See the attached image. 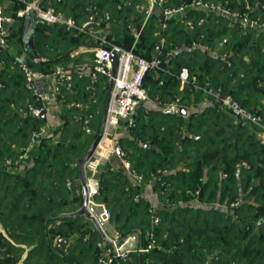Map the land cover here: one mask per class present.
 <instances>
[{
  "label": "trees",
  "instance_id": "obj_1",
  "mask_svg": "<svg viewBox=\"0 0 264 264\" xmlns=\"http://www.w3.org/2000/svg\"><path fill=\"white\" fill-rule=\"evenodd\" d=\"M50 1L80 24L87 20L88 8L96 6L101 24L85 33L34 24V44L47 62L28 58L30 68L47 76L57 67L71 68L75 75L71 88L62 87L65 102L55 97L63 110L61 124L48 126L47 135L50 130L54 135L37 141L25 161L6 167V160H16L33 131L47 127V122L28 112L29 105L42 103L27 89L19 68L18 57L26 51L25 19L12 12L10 0H0L1 5L11 4L6 13L15 17L9 27L11 48L0 54V224L6 234L0 231V264H97L96 243L101 236L91 220L73 214L83 205L78 162L98 138L102 120L93 122V134H86L75 125L74 114L80 110L71 104L91 106L96 100L103 115L111 83L105 77L93 82L86 72L82 78L77 75L92 66V54L76 58L66 54L98 46L92 37H101L98 29H111L104 38L130 49L136 38L129 26L140 31L136 55L151 59L160 54L165 59L170 53L171 58L163 63V70L150 72L144 83L150 100L158 99L163 109L146 112L140 107L135 126L122 123L128 136L118 143L131 168L143 176V184H136L119 162L116 170L107 165L97 175L96 201L111 211L114 229L122 237L139 234L143 246L148 245L151 231L157 240L156 249L134 253L117 264H264V144L205 93L222 88L247 109L264 98V0H209L241 15L248 13V23H235L221 12L190 10L183 21H168L161 50L156 36L161 22L152 14L143 27L146 15L136 8L146 4L142 0ZM187 2L167 0L171 7ZM188 19H195L194 31L187 28ZM200 19L206 23L198 25ZM253 21L257 28L250 26ZM225 40L229 64L194 47L215 48ZM45 47L55 54L45 55ZM182 69L189 71L190 83L181 90ZM203 95L215 104L201 113L187 117L164 111L174 99L181 107H196L192 98L199 101ZM81 113V119L87 115ZM149 184L158 197L156 206L144 196ZM153 215L161 219L156 227ZM59 235L68 240L67 247H55Z\"/></svg>",
  "mask_w": 264,
  "mask_h": 264
},
{
  "label": "built area",
  "instance_id": "obj_2",
  "mask_svg": "<svg viewBox=\"0 0 264 264\" xmlns=\"http://www.w3.org/2000/svg\"><path fill=\"white\" fill-rule=\"evenodd\" d=\"M15 1L18 6L24 8L14 12L18 18H26L27 15L32 14L34 24L60 26L68 31L77 33H85L93 24L101 23L99 19V12L96 6L88 8L90 14L87 20L79 24L76 19L67 16L65 13L56 10L55 7L49 5L44 6L41 0H10ZM146 8L143 5H137L136 8L141 13H146L147 19L154 14L155 7L159 6L165 19L161 22V30L156 33L160 37V47H164L166 38L165 31L168 29V21L170 19H177L186 14L190 10H202L204 12L216 11L221 12L233 19H241L243 16L238 12H233L221 4L209 0H189L187 3L171 7L167 4V0H144ZM8 4H0V54L6 52L9 45V27L14 23V13L8 14L6 10ZM203 20L198 22V25L203 24ZM247 22V19L244 21ZM251 26L257 25L255 22L249 23ZM186 26L189 30L194 31L196 24L193 21H187ZM264 26V24H263ZM129 30L134 33L136 41L130 48L126 49L119 45H115L107 41L105 38L99 37L95 34L92 37L98 42V46L93 47L92 52L94 58L92 66L78 70L77 75L82 78L85 74H89L93 82H97L100 77H105L111 82H114L112 90L109 92L107 111L105 122L102 125L99 133L98 144L92 155L84 163V171L86 177V184L88 189V210L94 217L92 221L95 229L100 234L101 239L97 241L96 247L98 250L97 264H117L126 262L129 257L134 253L145 254L158 247L154 231L148 234V245L143 246L140 241L139 234H130L122 237L111 224L112 213L104 203L96 201V197L100 195V181L97 175L102 167L112 165L111 169L114 171L116 167L112 164V158L118 157L125 168L127 175L134 180L138 185H142L144 178L142 175L133 170L128 162L125 160V153L121 147L114 144L115 131L122 127V123L129 122L132 126L136 125L134 119L138 109L147 101H149L148 90L145 87V79L152 71L163 70V63L171 58V54H167L163 59L160 54L147 59L140 57L135 53L136 42L139 38L140 31L136 30L133 26H129ZM111 49V51L107 49ZM111 52L116 53L118 58V67L115 78L113 77V62ZM22 60V59H21ZM19 63V68L25 75L26 87L32 91L37 99L42 103L41 107L28 106V112L35 118H40L42 113H46L47 104L53 98L59 97L62 102H65V97L62 94V87L67 86L71 88L75 71L71 68L57 67L55 71L49 76L34 71L28 64ZM181 86L190 83V74L187 69H182L178 75ZM205 93L211 96L220 107L227 109L234 116L237 121L248 123L261 131V137L264 139V117L256 112L247 110L242 104L235 100V98L228 93H225L222 88L208 89ZM158 101V99H156ZM72 107L80 111L87 112L84 118L79 120L80 126L86 134H93L94 115L88 113L90 110L89 104L82 102H74ZM168 110L175 112L180 109L179 100L174 101L168 105ZM48 134L47 128L44 126L38 130L33 131L30 143L23 149L16 160L7 159L5 162L6 167L19 165L25 161L28 154L33 150L37 141ZM45 136V137H46ZM159 173L166 175L167 172L159 171ZM69 181L68 187L72 186ZM167 186L164 182L163 186ZM148 186L152 187V184ZM153 226L156 227L161 223V219L153 215ZM113 228V229H112ZM114 234L111 233L112 231ZM3 233V231L0 229ZM89 236L85 237V241ZM68 240L62 236H57L55 239V247L62 249L67 247Z\"/></svg>",
  "mask_w": 264,
  "mask_h": 264
},
{
  "label": "crops",
  "instance_id": "obj_3",
  "mask_svg": "<svg viewBox=\"0 0 264 264\" xmlns=\"http://www.w3.org/2000/svg\"><path fill=\"white\" fill-rule=\"evenodd\" d=\"M41 1H42V4L44 6L51 5V1L50 0H41ZM142 1H144V0H142ZM144 3H146V2H144ZM144 5H146V4H144ZM205 13H208V12H205ZM186 16H187V12H186L185 15H183L181 17H178L175 20H176V22H181V21H183L184 18H186ZM261 17L262 16L260 15V17H258V19H260ZM228 18H230L235 23H243V24H245V22H244L245 21V18L233 19V18H231L229 16H228ZM200 20H203L204 23H206V20L205 19H200ZM159 21L162 22L163 20L159 17ZM187 21H194L195 22V19H188ZM247 21H248V18H247ZM244 26H247V25H244ZM92 27L96 28L95 26H92ZM253 27L257 28L258 26L257 25H253ZM103 33L109 34V33H111V29L108 30V31L105 30ZM226 42H227V40H225L224 43H219L218 46L215 47V48H211V47H208V46H205V45H202V44H194V47H195V49H199V50L201 49V51H202L201 53L202 54L210 55L212 57H222L223 60H224V62L226 64H229V56H228L227 52L225 53V51H224V47H225ZM92 49H93V47L92 48H90V47H88V48H80L79 50H77L78 51L77 52L78 53L77 56L80 55V54H88V53L89 54H92L94 56V53L92 52ZM12 50H13V47H12ZM159 50H161V47L160 46H159ZM25 54L28 57L27 51H25ZM19 59L21 60L22 58H18V60ZM247 60H248V58H247ZM262 85H264V84H262ZM182 89H183V86L181 87V90ZM263 100H264V98H260L259 99V103H257V107H252L251 110H253V112H258V113L264 115L263 113H261L262 104L264 103ZM174 101H176V99H174ZM192 101L195 103L194 105L196 107H194V106H192L190 108L189 107L188 108L186 107L187 113L185 114V116L187 115V117L189 115H192L193 113H201V112H203L205 110V108L212 107V105L215 104L214 101H212L211 99H209L205 95L201 96L200 99H199V101H196L195 98H192ZM107 102H108V99H107L106 103ZM145 103L141 107L146 112L147 111H159L161 109V108H159V105H161V104L158 101H156V100H149V101H147ZM48 105H50V106L52 105V106H51L50 110L46 112L45 118H43V119H46V122H47V125L49 126V128H56L62 122L60 120V115H61L63 109L60 106V104H58V102H54L53 101L51 104L49 103ZM95 105H96V107H94V109H93V106H95ZM97 105H98V103H95V104H92L90 106L91 112L94 115V123L98 120L95 117V114L98 113V111H101L100 108H99V106H97ZM105 107H106V105H105ZM179 107L180 108H185V107H181V106H179ZM104 111H105V108H104ZM104 111H103V115H102V118H101V120H102L101 128H102V125H103ZM164 111L167 112V113H170V114H180V113L172 112V111H170L168 109H164ZM81 116H82L81 111L74 114V122H75V125L77 127H80V124L78 123V120L81 118ZM125 127L126 126L122 124V128H125ZM122 128H121V130H124V131H122V136L123 137L128 136L127 129H122ZM93 130H94V128H93ZM111 161H112V164H114V165H116L115 163H118V162H119V164H122L121 161H120V159H118V157H113ZM79 182H80V180H79ZM80 185H81V183H80ZM81 190H82V186H81ZM144 196L147 197V198H149L153 202V206L158 205V200H157L158 197H157L156 193H154L152 187L150 188V187H148V185H147V187H145ZM0 229L3 231V234H5V232H4L1 224H0Z\"/></svg>",
  "mask_w": 264,
  "mask_h": 264
},
{
  "label": "water",
  "instance_id": "obj_4",
  "mask_svg": "<svg viewBox=\"0 0 264 264\" xmlns=\"http://www.w3.org/2000/svg\"><path fill=\"white\" fill-rule=\"evenodd\" d=\"M154 14L159 16L162 20L165 19V16L162 14V10L159 6L155 7ZM92 26H94V25H92ZM23 42H24L25 50L27 51V54H28V57L30 60L39 61V62H47L40 55V53L38 52V50L34 44V21H33L32 14L27 15V17L25 18V26H24V31H23ZM107 50L111 51V49H109V48ZM71 52L72 51L68 52L66 55H69ZM111 58H112V62H113V77L115 78L116 73H117V67H118V58H117L116 53L111 52ZM19 62L24 63V64H28L27 60H20L19 59ZM50 62L55 63V62H57V60H52ZM113 85H114V82H111L109 92L112 90ZM107 104H108V102L106 103V107H105V111H104L103 123L105 122V118H106ZM175 113H180L182 115H185L187 113V109L186 108H180L178 111H175ZM41 118H45V113H42ZM98 141H99V136L93 142V144L91 145V147L88 150L85 157L82 158L81 160H79V162H78V176H79V180H80V183L82 186L83 205L81 206V208L79 210H77L73 214L74 216H84L91 221L94 220V217L92 216V214L88 210L89 197H88V189H87L86 177H85V171H84V163L94 152V150L98 144Z\"/></svg>",
  "mask_w": 264,
  "mask_h": 264
},
{
  "label": "rangeland",
  "instance_id": "obj_5",
  "mask_svg": "<svg viewBox=\"0 0 264 264\" xmlns=\"http://www.w3.org/2000/svg\"><path fill=\"white\" fill-rule=\"evenodd\" d=\"M11 3H13V5H14V7H13V11L12 12H16V11H18V10H20V9H22V8H24V7H22V6H18L17 5V3H15V1H12ZM10 6H11V4L10 3H8V8H10ZM146 6L147 5H145L144 7L146 8ZM15 9V10H14ZM233 12H235V11H233ZM239 13V12H238ZM145 15H146V13H145ZM243 16V18H248V13H246V14H243L242 15ZM150 18V17H149ZM148 18V19H149ZM147 19V15L145 16V20ZM253 22H255V23H257L256 21H253ZM77 23H79V22H77ZM82 23H84V22H81V24ZM80 24V23H79ZM101 24V23H100ZM100 24H99V26H100ZM263 24L264 23H262V28H264V26H263ZM95 27H99L97 24H93ZM91 28V27H90ZM98 31L100 32V34H101V37L102 38H104V36L106 35V33H103L105 30H99L98 29ZM100 37V36H99ZM16 44V43H15ZM14 45V44H13ZM56 46V45H55ZM50 47V46H49ZM49 47H45L44 48V54L45 55H49V56H52L53 54H55L52 50H51V48L49 49ZM53 47V46H52ZM121 47H123V46H121ZM124 48V47H123ZM14 49V48H13ZM70 52V51H69ZM78 51H76V50H72V52L70 53V54H72V57H74V58H76L77 57V53ZM18 58H22V60H27L28 59V57H27V55L25 54V52H23L22 54H20L19 55V57ZM94 58V57H93ZM98 81V80H97ZM109 81V80H108ZM97 83V82H96ZM109 83H110V81H109ZM108 83V84H109ZM148 90V89H147ZM150 99V98H149ZM56 102V98H53L52 96H51V100L49 101V103L51 104L52 102ZM214 101L216 102V100L214 99ZM264 101V100H263ZM48 103V104H49ZM93 104H95L96 103V100H93V102H92ZM217 103V102H216ZM47 104V109H46V112L47 111H49L50 110V108H51V106L50 105H48ZM146 104V103H145ZM217 106L219 105L218 103L216 104ZM243 106V105H242ZM244 107V106H243ZM159 108H162V106L161 105H159ZM168 108V105L165 107V109H167ZM163 109V108H162ZM247 109V108H246ZM247 110H249V111H251V112H253V110H251V109H247ZM22 111V110H21ZM226 111L228 112V113H230V111H228L227 109H226ZM90 112H91V109H90ZM101 111H98V113H96L95 114V117L98 119V121H100L101 120V116H102V114L100 113ZM92 113V112H91ZM256 113H258V112H256ZM46 114V113H45ZM260 114V113H259ZM230 115L234 118V116L230 113ZM260 115H262V114H260ZM263 117H264V115H262ZM81 119V118H80ZM79 119V120H80ZM60 120L62 121V117H61V115H60ZM79 120H78V123H79ZM234 120H235V118H234ZM235 123L236 124H239L241 127H247V128H249L251 131H253V133H255V137H256V139L258 140V141H260L261 143H263L264 144V139H262V135H261V131L259 130V129H257L256 127H253L252 125H250V124H248V123H244V122H242V121H237V120H235ZM45 127V126H44ZM45 128H47V130H48V125H47V127H45ZM121 128L122 127H120L117 131H115L116 133H115V141H114V144H116V145H118V146H120L119 145V143H118V141L120 140V138H122L123 136H122V131H124V130H121ZM122 129H128L127 128V126L125 127V128H122ZM50 133H49V135L50 136H53L54 134H53V132L50 130L49 131ZM49 135H47L46 136V134H45V136H46V138L49 136ZM45 136L44 137H42V139L43 138H45ZM123 151V150H122ZM124 152V151H123ZM125 153V152H124ZM127 162V161H126ZM120 166L122 167V169L123 170H125V168H124V166H123V164H120ZM70 183H72V182H70ZM78 185V187H79V184H77ZM148 187H150V186H148ZM151 188V187H150ZM81 193H82V190H81ZM81 207H79V209H80ZM113 229V228H112ZM112 231V230H111ZM111 233H115V232H111ZM26 258V252L24 253V255H23V259H25Z\"/></svg>",
  "mask_w": 264,
  "mask_h": 264
}]
</instances>
